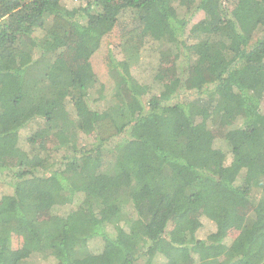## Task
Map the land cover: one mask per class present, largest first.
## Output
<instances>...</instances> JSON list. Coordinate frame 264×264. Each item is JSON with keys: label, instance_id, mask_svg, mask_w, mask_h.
Instances as JSON below:
<instances>
[{"label": "trees", "instance_id": "1", "mask_svg": "<svg viewBox=\"0 0 264 264\" xmlns=\"http://www.w3.org/2000/svg\"><path fill=\"white\" fill-rule=\"evenodd\" d=\"M76 1L0 0V264H264V0Z\"/></svg>", "mask_w": 264, "mask_h": 264}, {"label": "rangeland", "instance_id": "2", "mask_svg": "<svg viewBox=\"0 0 264 264\" xmlns=\"http://www.w3.org/2000/svg\"><path fill=\"white\" fill-rule=\"evenodd\" d=\"M64 1L66 2L67 8L70 11L73 9V7H75V4L77 2L76 0H64ZM194 18H195V20L201 18V14L200 13L196 14L194 16ZM72 57H75V56H72ZM72 59H74L75 61H78V62H85L84 59H80V60H78V58L77 59L72 58ZM100 61H101L100 59H97L96 57H94V60H92V63L95 65V70H97L98 67H99L100 74L104 75L106 70H105L104 66L100 63ZM153 61L156 62V60L154 58V54L153 53H145L144 58L141 59V62H143V64L141 66L133 67L132 68L133 73L137 74V72H140L142 69L145 68V66L150 65V62H153ZM160 62L162 64L163 69L166 70V75L167 76H165L164 79L168 80L170 77H172L176 73V68H175V66L173 64L172 57H167V59H163ZM145 63H148V64H146L144 66ZM72 66L74 68L78 67L75 63L72 64ZM77 71L80 74V76L84 77V78L90 74V72L88 71V69H86V67L85 68H83V67L77 68ZM93 96L95 97L96 95L93 94ZM261 106L264 109V99H263V102H262ZM214 135H215V132H214ZM219 144H220V141L219 140H215V148H219ZM251 206H252V204L248 202V204H246V205H237L234 208V212L233 213H234V218H235V227L241 226V224L243 223V217L249 212L248 210H250ZM196 214L198 215L199 213L196 212ZM193 219L195 220L197 225H201L200 221L198 220V218H193ZM236 233H237V231L234 230V229L229 232L230 235H235ZM23 264H49V262L47 260H43L41 257H39L37 255L36 256L34 255V256L30 257L29 259H27L25 261V263H23Z\"/></svg>", "mask_w": 264, "mask_h": 264}]
</instances>
